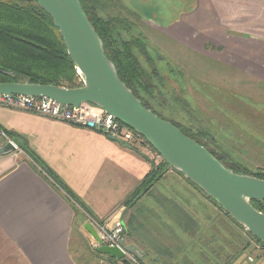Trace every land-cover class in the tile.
Here are the masks:
<instances>
[{"label": "crops", "instance_id": "obj_1", "mask_svg": "<svg viewBox=\"0 0 264 264\" xmlns=\"http://www.w3.org/2000/svg\"><path fill=\"white\" fill-rule=\"evenodd\" d=\"M232 2L204 4L232 13ZM245 74L264 85V71ZM0 129L26 146L0 156V264H91L81 245L93 240L73 198L101 221H122L126 243L143 252L140 264H264L249 262L243 228L182 174L169 170L148 194L124 205L162 162L148 144L127 148L101 133L4 107ZM5 145L0 136V149Z\"/></svg>", "mask_w": 264, "mask_h": 264}, {"label": "rangeland", "instance_id": "obj_2", "mask_svg": "<svg viewBox=\"0 0 264 264\" xmlns=\"http://www.w3.org/2000/svg\"><path fill=\"white\" fill-rule=\"evenodd\" d=\"M87 1L95 14L118 20L121 37L137 40L136 54L151 64V79L160 86L152 91L155 99L144 95L146 103L197 136L227 166L250 175L264 173V85L242 78L264 71V40L257 41L264 39V0H233L232 13L226 7L212 11L204 4L208 0ZM76 84L82 86L79 75ZM79 229L83 231L81 224ZM243 232L250 256L264 261L256 250L259 241L245 228ZM82 241L91 264H112L96 255L92 241Z\"/></svg>", "mask_w": 264, "mask_h": 264}, {"label": "water", "instance_id": "obj_3", "mask_svg": "<svg viewBox=\"0 0 264 264\" xmlns=\"http://www.w3.org/2000/svg\"><path fill=\"white\" fill-rule=\"evenodd\" d=\"M36 1L60 30L68 54L84 83L75 89L29 82L0 83V94L48 98L74 107L91 103L104 109L141 135L168 164V170L181 173L238 225L264 243V213L252 204V200L264 201V180L229 169L207 148L147 108L119 78L117 69L106 56L103 41L91 24L80 0ZM13 73L0 68V74ZM108 139L131 148L112 136ZM14 142L20 149H26L25 144L18 139H14ZM15 152V146L7 144L0 149V156ZM127 212L128 210L124 212L123 219ZM84 228L100 245L95 248V252L122 264H134L119 248L102 245L90 224H86ZM121 246L138 260L143 258V252L137 245L127 244L123 240Z\"/></svg>", "mask_w": 264, "mask_h": 264}, {"label": "trees", "instance_id": "obj_4", "mask_svg": "<svg viewBox=\"0 0 264 264\" xmlns=\"http://www.w3.org/2000/svg\"><path fill=\"white\" fill-rule=\"evenodd\" d=\"M80 2L95 31L103 41L106 56L115 65L119 78L147 108L164 119L145 101L144 95L151 98V100L156 98L152 91L157 90L156 88H159L160 85L158 86L151 79V72L148 71V65L150 67L151 64L146 66L141 62L140 56L136 54L137 40L132 41L133 39H131V41H128L122 38L118 20L102 18L88 7L87 0H80ZM0 68L14 72L12 75L0 74V83L29 82L31 84L54 85L69 89L80 87L76 84L78 70L68 54L60 30L56 27L54 20L40 8L36 0H0ZM156 71V76H159L158 69ZM172 123L184 134L207 148L223 163L216 153L196 138L197 136L191 135L182 127L174 122ZM7 134L12 139H17L15 135ZM146 143L152 147L147 141ZM152 149L154 148L152 147ZM26 152L31 155L37 164L40 162L32 152ZM42 167L45 170L47 169L43 164ZM227 167L238 174L264 180V173L250 175ZM167 169L168 164L163 159L159 165H154L153 170L130 194L124 205L128 204L130 206L135 203L144 191L157 180H160ZM52 177L54 182L71 196L65 186L54 175ZM73 200L79 204L76 199L73 198ZM252 204L258 211L264 213V201L252 200ZM79 205L87 210L85 206ZM73 207L75 214L78 216L81 213L80 210L74 203ZM95 253L98 256L108 258V261L112 264H120L118 260Z\"/></svg>", "mask_w": 264, "mask_h": 264}, {"label": "built area", "instance_id": "obj_5", "mask_svg": "<svg viewBox=\"0 0 264 264\" xmlns=\"http://www.w3.org/2000/svg\"><path fill=\"white\" fill-rule=\"evenodd\" d=\"M78 75L83 85V78L80 74ZM0 107L32 112L58 121H63L77 127L101 133L107 137L112 136L121 140L123 144H128L130 146L147 144L145 139L132 128L116 119L112 114L107 113L104 109L91 103H82L79 107H74L62 105L48 98L0 94ZM0 136L7 142V144L15 146L16 152H23L7 132L0 129ZM73 203L78 207L85 219V221L82 222V226L90 224L99 236L102 245L117 247L132 263L140 264L137 258L124 251L121 246V242L125 240L124 223L118 220L111 225L110 220L101 221L77 204L74 200ZM92 240L94 249L100 246L94 239ZM256 247V250L258 253L260 252V256H262V259L264 260V243L258 242V246ZM257 256V254L256 257L255 255L249 256V262L254 263Z\"/></svg>", "mask_w": 264, "mask_h": 264}, {"label": "bare ground", "instance_id": "obj_6", "mask_svg": "<svg viewBox=\"0 0 264 264\" xmlns=\"http://www.w3.org/2000/svg\"><path fill=\"white\" fill-rule=\"evenodd\" d=\"M78 74H80L79 71H78Z\"/></svg>", "mask_w": 264, "mask_h": 264}]
</instances>
